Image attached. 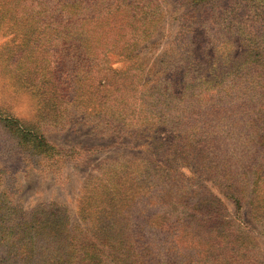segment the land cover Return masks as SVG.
Listing matches in <instances>:
<instances>
[{"label":"rangeland","instance_id":"374dc122","mask_svg":"<svg viewBox=\"0 0 264 264\" xmlns=\"http://www.w3.org/2000/svg\"><path fill=\"white\" fill-rule=\"evenodd\" d=\"M73 1L36 0L4 17L0 3V114L62 153L30 163L11 155L12 142L0 129V228L5 242L17 235L7 250L21 258L4 264H25L27 254L18 251L28 249L27 227L49 221L74 240L60 244L58 264H264V138L246 123L255 114L239 103L236 143L228 149L205 141L200 151L168 148L180 140L169 123L126 121L144 119L156 106L169 113L172 105L173 119H189L188 89L200 103L208 96L223 101L233 92L220 85L253 67V57L264 70V0H129L138 2L137 16L124 6L92 19L94 6L116 0H81L76 10ZM134 27L143 36L126 40ZM61 32L75 33L79 51L63 49ZM259 86L242 93L248 106L263 101ZM127 159H135L133 168L157 164L158 180L169 174L168 192L181 201L141 217L148 252L135 262L131 243H104L97 213L84 210L88 181ZM197 185L216 206L185 209L186 197L174 190L197 194ZM163 245L171 248L167 255Z\"/></svg>","mask_w":264,"mask_h":264},{"label":"trees","instance_id":"16d2710c","mask_svg":"<svg viewBox=\"0 0 264 264\" xmlns=\"http://www.w3.org/2000/svg\"><path fill=\"white\" fill-rule=\"evenodd\" d=\"M35 1L36 0H0V3H4L7 7L2 17L9 14L12 15L15 9L21 7L20 5H30V3ZM60 1L59 3L65 2L67 5H71L67 3L68 0ZM96 1L100 3V0ZM72 5H75L74 9L77 8L81 5V0H77L76 4L75 1H73ZM62 6L64 7L63 4ZM98 6L99 5L94 6L95 10L93 14L89 16L90 19L99 14H110L114 10L124 6L129 7L130 10L134 8L138 9L132 11L134 16L140 13L138 2L135 1L116 0L112 3H107L103 8L96 9ZM24 13L27 16L31 15L29 9H26ZM76 13H78L79 16L82 15L80 11H76ZM71 16H75V14ZM144 18L146 19V14L139 16L138 20L143 21L145 20ZM61 33L66 34L62 35L60 39L63 49H68L71 52L79 51V44H74L76 40L75 33ZM124 35L128 37H125L126 40L131 41L143 36L141 31L138 32L137 27L125 31ZM252 65L253 67L247 69L244 74L236 76V80L232 82V84L220 85L222 89L224 88L225 92L231 90L233 92L227 100L220 101L218 99H213L212 96H208L204 100L206 102H203V104L200 103L201 101L194 100L193 98V96L199 97L198 92L193 89H188V98L191 101L188 108L191 117L189 119L184 117H179L176 120L173 119V110L175 106L172 105L170 108L171 112L169 113L161 111L163 110L162 108L167 106L162 108L161 106H156V110L148 112L147 116H144V119L129 115L126 121H136L138 123V121L144 120L139 125L147 124L148 122L153 123V125L169 123L176 134L180 136V140L179 142H172L168 145V148H193L197 145L199 146L198 151H200L206 141L207 144L210 143L214 145V148H219L220 144H225L228 149H230L234 142L236 143V123H240L242 120V118L238 120L239 108L241 107L239 106L240 103V105H243L242 110L247 111L249 114H255L254 116L248 115L246 123L249 124L250 129L255 128L257 134L259 133L258 137L264 138V134L261 133L262 131L264 133V95L259 96L263 98V101L256 106H254L256 103L253 106H248L250 100L242 101L244 97L242 93H249L255 90L259 85V87L264 88V70L263 68H259V60L256 57H253ZM165 79L167 80L166 77ZM218 83L220 84V82ZM216 84L217 83L214 85ZM207 102L210 103L211 106H202L207 104ZM236 102L238 103L237 105ZM194 105H197L199 109H192ZM133 108H129L131 113H133ZM175 111L177 112V110ZM175 121L177 123H174ZM0 129L4 131L3 137L5 136L10 143L12 142L13 149L11 155L22 156L30 163H33L41 156H46L49 160L57 159V157H60L62 154L59 151L56 152L54 149L56 148L55 145L52 144L53 146H47L46 141L44 142L40 136L32 133L31 130L24 127L15 118L13 119L9 116H2L0 114ZM218 136L219 138H217ZM253 138L255 137H252V139ZM9 142L7 143L10 144ZM260 143H258V145H260ZM12 145L4 146L3 150L7 151V149H11ZM133 160L135 159L131 161L127 159L126 165L113 164L108 170L103 171L101 175L94 176L88 181V187L90 186L91 188L85 189L86 204L84 210L97 213L95 217L98 227L96 229L102 235V238L104 237L106 240L104 243L114 245L116 241L120 240L131 243L133 255L131 254L130 257H133V261L135 262V260L141 257L142 253L145 257L144 254L148 252V250H144L143 244L140 242L144 228V221L141 220V217L149 214L148 219H151L153 215L181 201L176 199L179 196H171L168 192L172 188L171 183H167L170 179L169 174H165L166 179L158 180L155 171V168L158 166L157 164H149L143 169L138 167L133 168ZM225 163L226 162H223L222 164L224 165ZM200 188L201 187L197 185L196 189L199 190L197 194H195L194 190L192 193H189L190 190H188V188L182 189L180 186L176 187L174 192L176 193L179 191L182 198L186 197L184 205L187 210H196L198 212L205 211L204 208L206 205L209 206L214 204L216 206V202L214 203L215 199L209 196L210 194L205 189ZM0 221H3L2 217H0ZM148 223L149 221L147 224ZM34 224L27 227L26 232L29 235L28 238H25L29 241L27 244V251L21 250L18 251V253L22 255L27 254L26 256L28 259H26L25 264H58V261L62 258L63 244L61 248L60 244L66 240L74 241L73 238L70 237V231L61 227L55 228L52 221H49L48 225L42 223L40 226H35ZM123 228L125 229L123 230ZM21 232L24 233L23 228H21ZM16 236L17 235L14 234L15 238L13 237L10 243L8 238H6L5 242L6 234L0 228V264H4L9 259H13V261H19L21 259L16 251L9 252L7 250V248H9L8 244L15 245ZM17 239L20 240V238ZM165 247L167 246H162L165 252L164 255H167L171 252V248ZM127 248H129V246ZM9 255L11 256L9 257ZM166 264L174 263L167 262Z\"/></svg>","mask_w":264,"mask_h":264}]
</instances>
